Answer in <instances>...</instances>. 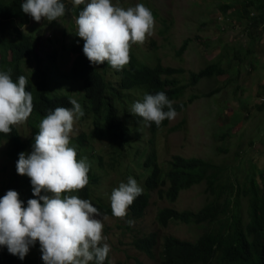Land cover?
Returning <instances> with one entry per match:
<instances>
[{
    "label": "rangeland",
    "instance_id": "obj_1",
    "mask_svg": "<svg viewBox=\"0 0 264 264\" xmlns=\"http://www.w3.org/2000/svg\"><path fill=\"white\" fill-rule=\"evenodd\" d=\"M244 1L112 0L114 5L124 9L144 4L151 10L155 20L153 34L144 44L132 45L130 52L144 64L154 66L160 62L165 67L174 68L168 78L186 85L176 101L186 105L177 111L175 119L151 133L148 123L132 113L133 104L143 102V89H118L121 70L111 68L106 62L103 74L111 89L119 92L111 101L130 129L126 141H115L108 134L101 117H98V125H94L96 115L94 117L85 110L80 80L71 73L75 54L70 46L81 39L76 35L78 15L74 13L76 6L72 0L61 1L65 5V14L51 23L46 19L37 23L31 17L15 20V23L22 22V31L32 37L35 53L41 59L40 63L34 57L23 60L21 75L33 87H37L42 78L51 94H67L70 99H76L84 110V116L74 123L69 146L76 149L77 160L87 157L97 178L91 185L88 198L93 206L103 203L111 208L112 191L120 183H127L129 177L143 187L142 182L150 171L144 161L152 152L163 172L169 160L180 155L223 165L224 173L240 187H247L252 179L259 178L264 167V22L257 26L249 24L247 12L256 14L257 10L244 6ZM224 4L230 5L225 13L221 10ZM185 39H188L187 46L178 54L177 50ZM53 52L51 59L49 56ZM218 59L225 67L224 74L190 83L191 72H197ZM98 69L102 72L100 65ZM43 118L31 113L24 123L16 125L21 136L29 139L36 136ZM80 134L84 136L82 142ZM31 146L29 144L27 154L32 151ZM6 150V142H1L0 180L10 167ZM204 187L205 183L201 182L182 190L173 202L160 197L156 190L150 191L144 215L138 219L130 215L120 219L100 211L101 216L97 218L102 220L105 242L110 245L109 264H137V261L158 264L163 237L172 235L196 240L209 227L207 223L170 221L161 226L156 215L162 207L199 209L207 200ZM18 193L26 207L28 199L32 198L27 187L22 186ZM72 195L78 196L77 192ZM235 211L243 222L247 221L246 198L238 201ZM129 220L133 221L131 226ZM150 232L157 235L152 257L133 246L136 236ZM41 257L37 241L30 246L23 260L18 257L13 264H44ZM213 264L217 263L214 261Z\"/></svg>",
    "mask_w": 264,
    "mask_h": 264
},
{
    "label": "trees",
    "instance_id": "obj_2",
    "mask_svg": "<svg viewBox=\"0 0 264 264\" xmlns=\"http://www.w3.org/2000/svg\"><path fill=\"white\" fill-rule=\"evenodd\" d=\"M245 1L244 6L257 10L256 14L247 12L249 24L257 26L263 23L264 0ZM22 2L23 0H0V71H7L11 68L13 82H17L21 76L23 60L34 57L37 63L41 62L35 53L32 37L21 29L22 22L15 23V20L20 17H30L21 11ZM229 6V4L221 5V10L225 13ZM82 9L83 5L76 6L74 13L78 15ZM187 42L188 39L182 42L177 50L178 54L185 50ZM83 44L84 41L79 39L77 43L70 46V50L75 54L71 73L74 78L80 80L83 101L86 105L85 110L91 112L94 117L96 115L93 118L94 125H98V117H101L108 134L115 141H126L130 135V129L119 115L117 106L111 101L113 97L119 95V92L111 89L110 82L103 74L106 62L100 65L102 72L98 66H92L83 54ZM54 54L53 52L49 57L52 59ZM174 70L172 67L161 65L160 62L154 66L144 64L130 52V63L120 71V83L117 87L118 89L142 88L144 96L164 92L169 100L173 101V107L177 112L186 105L185 102H176L182 96L186 85L178 84L168 78ZM224 73L225 67L218 59L208 63L197 72H191L190 83L194 84L202 78ZM44 85L42 78L37 87H33L32 83L27 81L26 91L33 95L32 113L45 117L57 107L71 106L69 102L71 99L67 94H51ZM138 118L143 120L139 116ZM168 122L169 120L165 119L160 127L154 123H150L149 126L148 123V127L151 133H155L165 127ZM34 137L31 139L22 137L16 125L12 126L9 135L0 133V143L6 142V156L10 164L7 175L0 180V196H4L8 190L18 192L22 186H26L30 196L36 198L33 196L30 178L22 177L16 171L19 153L27 154V148L29 144L34 143ZM79 137L82 142L84 136L80 134ZM144 165L150 168V171L142 182L143 193L128 209V215L134 219L144 215L149 203L150 191L156 190L160 197L173 202L180 191L204 182V191L207 194L206 202L197 210H177L172 207H162L158 210L156 220L161 226H166L170 221L209 225L194 241L172 235L163 237L158 264H213L214 261L217 264L226 262L264 264V167L259 178L252 179L247 187H240L224 173L223 165L199 157L174 155L163 172L156 162L155 153L152 152L145 159ZM88 177V185L77 192L81 199L88 200L91 185L97 181L91 168ZM242 197L246 198L248 203L246 222H243L235 211ZM97 208L104 214L113 215L111 208L103 203H99ZM156 242V233L150 232L136 236L133 239V246L152 257ZM17 259L18 256L10 254L6 247L0 246V264H13ZM104 264H109L108 257ZM115 264L122 263L116 262ZM137 264L141 262L137 261Z\"/></svg>",
    "mask_w": 264,
    "mask_h": 264
},
{
    "label": "clouds",
    "instance_id": "obj_3",
    "mask_svg": "<svg viewBox=\"0 0 264 264\" xmlns=\"http://www.w3.org/2000/svg\"><path fill=\"white\" fill-rule=\"evenodd\" d=\"M72 3L83 5L75 21L76 35L84 41L83 54L92 66L107 62L123 70L130 63L132 45L144 44L153 34L154 16L144 4L124 9L112 0ZM20 7L37 23L45 19L51 23L65 14L60 0H23ZM11 72L0 71V133L5 135L24 123L34 108L26 77L13 82ZM69 102L71 108L57 107L41 120L30 154L19 153L16 171L30 178L36 198L28 199L24 207L15 190L0 197V246L23 260L38 241L44 264H104L110 245L97 218L101 213L89 200L72 195L88 185L90 164L87 157L77 160L76 149L69 146L74 123L85 114L76 99ZM132 113L157 127L177 116L164 92L145 94L143 102L133 104ZM142 193L132 177L120 183L111 194L113 216L125 218Z\"/></svg>",
    "mask_w": 264,
    "mask_h": 264
}]
</instances>
